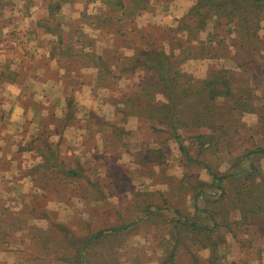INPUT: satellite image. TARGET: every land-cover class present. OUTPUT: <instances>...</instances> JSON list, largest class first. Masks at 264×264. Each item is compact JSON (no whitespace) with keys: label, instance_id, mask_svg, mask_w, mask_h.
Instances as JSON below:
<instances>
[{"label":"trees","instance_id":"obj_1","mask_svg":"<svg viewBox=\"0 0 264 264\" xmlns=\"http://www.w3.org/2000/svg\"><path fill=\"white\" fill-rule=\"evenodd\" d=\"M101 3L94 17L88 18L84 11L81 19L115 35L114 45L100 52L75 47L78 42H89L82 32L76 36L72 32L78 29L79 22L72 24L67 33L61 32L54 20L47 24L56 36L50 56L56 57L63 71L62 79L86 66L96 67L95 87L107 91L119 122H126L131 116L146 120L151 130L177 143L186 167L200 166L206 169L209 178L197 177L188 186H181L183 192L186 187L183 200L177 199L175 203L160 196L157 204L135 203L134 219L126 220L117 210L113 224L84 234H77L73 225L50 223V218H46L49 227L54 224V233L40 230L33 234L32 241L39 243L43 251L33 252L29 259L22 261L26 264H143L138 253L125 251L123 255L127 254V258L120 256L126 235L140 222L157 224L161 220L165 236L158 242L162 254L155 264H180L182 252L187 256L185 264H201L200 251L207 253L203 264H237V250L253 243L240 237L241 229L264 230V175L256 165V159L264 157V146L254 143L238 153L229 150L233 134L239 135L238 126L233 125L234 117L238 122V115L255 113L257 123L264 122V32L260 33L264 0H194L176 24L142 27L135 24V18L148 9L149 0H101ZM200 34L206 36L202 38ZM126 48L132 53H123L122 49ZM228 54L234 58V70L211 65L204 77H196L182 68L189 59ZM1 73L3 78L10 76L4 71ZM121 80L128 81L129 88ZM75 111L73 105L68 106L62 126L71 122ZM95 117H89L90 123L108 125L113 134L111 141L115 145L103 137V148L126 146L127 130ZM41 133L37 148L48 155L40 163L49 172L60 174L69 182L83 177L90 186L97 187L84 174L91 167H84L74 158H60L58 148L47 140L49 130ZM185 140L191 141L195 150L186 146ZM205 152H223L219 157L221 162L229 155L228 169L214 168L202 157ZM96 192L95 197L107 196L101 188ZM189 202L192 208L187 205ZM31 205L27 211L26 208L2 211L0 251L8 250L16 232L24 231L29 236L26 220L36 217V206ZM228 236L233 242L228 241ZM110 240L117 243L110 245ZM19 253L26 254L24 248Z\"/></svg>","mask_w":264,"mask_h":264},{"label":"rangeland","instance_id":"obj_2","mask_svg":"<svg viewBox=\"0 0 264 264\" xmlns=\"http://www.w3.org/2000/svg\"><path fill=\"white\" fill-rule=\"evenodd\" d=\"M45 2L49 4L52 3L50 0H42L41 4L44 5V7L46 5ZM154 2L155 0H149L148 9L136 16L135 24L137 26L174 25L177 23L176 20L186 13L194 0H173L171 4H163L158 7L152 5L157 4ZM32 5L31 2L28 5L26 2L24 5L25 8H22L24 13L26 10L29 11ZM3 6L0 7L8 11L11 10L9 5H5L6 8ZM18 6H20V3ZM72 6L73 5L65 3L63 5V10L70 9ZM98 6L97 3L87 5V2L83 1L79 2L76 8H78L77 10L82 9V11L86 12V9L95 11L94 9ZM16 9H20V7L16 6ZM153 10H157L156 13H153ZM148 11L149 13L145 14V12ZM150 13H153V15H150ZM23 15V13L18 12L19 19L16 20L17 27H15L12 32L10 29H8L6 33H3L2 30L0 31V51L3 50L0 52V72L4 71L5 74L8 75L9 70L5 56L8 58L12 57L13 59L18 58L19 60L14 67L20 66L19 70L25 72L28 64L32 65L33 62L36 61V58H38V55L44 51V48L38 47L37 45V39H40L37 34H31L26 31V24H28V21H26ZM9 18L10 17H4V19L0 21V28L3 27L5 20ZM261 24L264 28V21ZM263 28L260 31L261 34L264 32ZM201 36L204 38L206 35L203 34ZM97 51L100 52L101 49ZM122 51L125 54L132 53V50L129 48L122 49ZM182 68L187 72L194 73L196 76L199 73L195 71L199 72V70L202 69V62L200 63L196 60V62L194 61L193 63L183 64ZM137 81L138 79L135 78L134 82ZM121 82L123 86L129 88L128 84L130 83H128V81L124 82L121 80ZM132 89H134V87ZM97 91L99 98L107 96L106 90L100 88L97 89ZM133 91L134 90H132V92ZM257 94L260 95V92ZM256 103H258V101H256ZM102 104L105 105L104 102ZM237 119L238 122L235 117L233 118V125L238 126L239 135L233 134L234 138H231L232 142L230 143L229 150L238 153L245 148L251 147L254 143L264 146V122L261 124L257 123V115L255 113H244L238 115ZM124 127L130 129V139H128L127 142L125 141L126 146H121L119 144L117 146L118 150H116L114 146H109L107 148L111 153L115 150V154L106 155V151H101L100 156L101 154L106 156V158H103V163L101 159V164L98 163L102 170H98V167H96L98 164H91L90 160L82 159V161H80L84 164V167L92 168L84 174L92 179V185H97V187L90 186L83 177L76 178L75 181L71 182H69V180H63L60 174L55 175L52 172H46L45 176L39 177L36 181L37 184L42 185L44 181L46 186V182H48L47 186H49V190L46 191L48 194H46L45 197L48 198L50 196L52 199L51 206L50 208L40 207L36 202V211L34 213L36 217L33 219L29 217L26 220L29 236H27V233L24 231L16 232L13 235L14 240L11 243V245L17 249L18 253L21 248H24L26 254H18L19 256L16 257L18 263H16L13 255H7V257L0 258V264L5 263L4 258L6 262L9 261V264H19V261H22V259H29L33 252H42L43 250L39 243L32 241V236L35 233L38 234L42 232L40 230H46L43 231L46 234L47 232L54 233L52 227L54 224L49 227L51 222H63L68 225H73L77 234H84L90 230H96L99 227L113 224L114 221L117 220V214L115 212L117 210L125 216L126 220L134 219L136 214L133 211L135 203L143 204L150 202L157 204L160 196L162 198H168L171 200L170 202L175 203L178 202L177 199L183 200L186 194V187L183 192V190H180L181 186H188L189 183L193 180L195 181L197 177L206 180L209 178L206 169L200 166L189 165L186 167L177 143L171 139H166V135L151 130L147 121L141 120L136 124V118L131 116L125 123H120L119 128L124 129ZM180 132L182 133V131ZM185 142L186 146H191L194 149L191 141L185 140ZM191 151L194 152L192 149ZM223 155V152H214L213 154L205 152L202 157L207 159L209 164L214 168L217 167L223 171L228 169L229 163L227 161H230V156L227 155L223 158L225 160L221 162L219 157L221 158ZM108 156L114 158L108 159ZM120 157L124 162L125 170L121 168L120 164L122 162L116 163V160H114L120 159ZM256 165L262 170L264 175V157H260L258 160L256 159ZM243 166H245V163H243ZM94 170H96V172H93ZM97 170L99 172H97ZM115 170L117 171L111 172ZM97 188H101L107 196L95 197V195L97 196ZM5 198H7L9 202L18 200L16 197ZM20 199H22L21 195L19 196V200ZM191 204L192 203L189 202L187 205L192 208ZM29 209L30 205H26V211ZM9 212L15 211L9 210ZM23 216H26V212ZM46 218H50V223ZM151 219L159 220L154 217ZM161 222L162 221L159 220L157 223L160 225L152 221L140 222L130 234L126 235V242L123 243L120 256L126 259L128 255H123V252L130 251L132 254H140L143 264H155L158 256L162 254L161 248L158 247V242L165 236ZM33 227L39 230L36 231ZM245 229L250 230L251 228L241 229L242 232H240V237L251 239L253 243L245 247L244 250H237L235 254V259L238 261L237 264H264V230L260 229L257 231L254 229L255 232H253L252 229L251 231H246ZM228 238V241L231 242V237L228 236ZM115 243L117 242L113 240L109 242L110 245ZM114 246L117 248L116 245ZM133 249L136 251H132ZM206 254L205 251H200V255L202 256L200 259L201 264H203V258ZM227 258L228 260L231 259L230 253ZM179 263H187V256L184 252L180 253ZM57 264L61 263L58 262Z\"/></svg>","mask_w":264,"mask_h":264},{"label":"crops","instance_id":"obj_3","mask_svg":"<svg viewBox=\"0 0 264 264\" xmlns=\"http://www.w3.org/2000/svg\"><path fill=\"white\" fill-rule=\"evenodd\" d=\"M50 1L53 4L45 2L44 7L41 4L42 0H0V6L4 5L3 7L6 8L5 5H9L11 9L8 11L0 7V21L4 17H10L5 20L0 31L6 33L10 29L12 32L17 27L18 12L23 13V17L28 21L26 31L37 34L40 38L37 39V45L44 48L36 61L34 60L32 65L28 64L25 72L19 70L20 66L14 67L19 60L18 58L13 59L6 56L9 78H3V74L0 72V214L4 209L19 211L25 209L26 205L33 204L36 206V202L40 207L50 208L52 199L50 196L44 197L45 194H48L46 192L49 190L48 182H46V186L44 181L42 185L36 183L40 176L49 172V168L40 163L45 161L48 152L44 154L37 148L43 130H49L50 135L47 140L53 142V145L59 150L60 158L63 159L71 160L74 158L77 161L85 159L90 160L91 164H101L100 159L103 163V158H106L104 154L100 156L101 151L105 150L106 155L116 153L115 150L111 153L110 150L108 151L102 146L103 137L108 139V143L115 145L111 141L113 139L111 127L108 125L98 126L94 121L92 123L89 121V117L95 115L96 119L109 121V124H115L118 127L121 123L116 118L114 106L108 98V93H106L107 96L99 98L95 87L96 67L86 66L81 68L79 72L73 71L69 78L62 79L63 71L58 67L56 57L50 56V50L54 47L56 36L52 34L51 29L46 27L50 20H54L59 23L61 32L67 33L72 29V24L79 22L78 29L72 30V32L75 36L82 32L89 39V42H78L75 47H83L87 51L94 50L96 52L99 49L110 48L116 41L115 35L90 22L81 21L84 11L76 8L77 4L83 1L87 2V5L97 3L99 6L94 9L95 11L86 9V15L91 18L98 13L102 6L101 0ZM26 2L27 5L30 2L33 5L29 11L26 10L24 13L22 8H25ZM171 2L173 0H155L154 3L157 4L152 5L158 7L163 4H171ZM19 3L20 6H18ZM65 3L73 5L72 8L63 10ZM16 6L20 9H16ZM156 11L153 10V13ZM148 13L149 11L145 12V14ZM262 53L264 54V48ZM196 60L202 62V69L199 72L195 71L199 73L196 77H204L211 65L236 69L234 58L230 54L225 57L189 59L184 64L193 63ZM70 100L72 104L68 103ZM103 102L105 105L102 104ZM70 105L74 106L75 115L71 122L62 126V119L66 117ZM141 120L144 119L136 118V124ZM124 129L128 131V134L124 135V141L127 142L130 139V129L126 127ZM115 149L118 150L117 147ZM113 158L108 156V159ZM114 160L116 163L122 162L121 168L125 170L121 157ZM100 164L96 165L98 170H102L99 167ZM98 170L97 172H99ZM20 195L22 199L19 200ZM5 197H16L19 201L9 202ZM0 254V258L13 255L16 263H18L16 257L19 256V253L12 245L8 250L0 251ZM4 262L9 264L5 258ZM19 264H25V262L19 261Z\"/></svg>","mask_w":264,"mask_h":264}]
</instances>
